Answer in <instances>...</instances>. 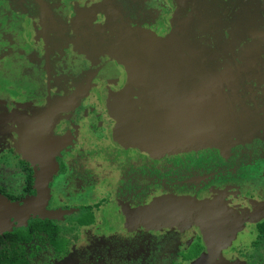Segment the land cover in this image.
<instances>
[{"label":"rangeland","instance_id":"obj_1","mask_svg":"<svg viewBox=\"0 0 264 264\" xmlns=\"http://www.w3.org/2000/svg\"><path fill=\"white\" fill-rule=\"evenodd\" d=\"M55 17L68 28L90 30L96 50L102 44L116 64L120 59L131 66L132 79L126 84L118 74L112 75L110 85L97 91L102 105L85 107L82 126L93 135L96 154L104 145L103 154L125 147L139 151L142 158L135 161L127 153L126 181L133 187L125 189L126 198L115 199L108 189L117 177L104 186L86 179L85 173L80 179V168L68 157L60 171L58 167L47 171L42 197L36 183L25 202L10 203L0 196L5 226L12 230L30 219H48L63 236L81 237L77 252L75 245L65 258L35 241L32 247L37 250L31 248L29 264L179 262L187 239L178 229L200 227L197 220L207 215L198 209L201 203L195 196L205 189L219 194L215 185L221 179L246 177L236 175L247 173L251 143L264 145V0H0V54L12 49L15 53L9 58L18 66L19 57L30 49L27 33L34 37L42 33L40 44L57 41L51 36ZM9 34L14 36L11 41L6 39ZM82 164L93 169L89 162ZM41 172H36L35 181ZM26 173L12 152L0 156V188L21 193ZM153 184L162 196L142 205L138 196ZM183 184L191 195L185 203L167 192V187ZM91 190L93 196H84ZM98 202L113 233L104 234L96 217L93 228L103 234H95L93 244L86 245V233L74 228V218L82 206ZM5 206L16 210L6 213ZM207 207L223 216L222 225H229L230 232L235 230L234 218L224 217L216 203ZM119 227L131 234L119 232L125 237L120 238L114 234ZM210 233L214 253L213 229Z\"/></svg>","mask_w":264,"mask_h":264},{"label":"flooded vegetation","instance_id":"obj_2","mask_svg":"<svg viewBox=\"0 0 264 264\" xmlns=\"http://www.w3.org/2000/svg\"><path fill=\"white\" fill-rule=\"evenodd\" d=\"M72 3L73 6L76 5L75 2ZM62 20L61 17H55L51 21L54 26L56 25L55 30L52 28L51 36L57 38V41L40 44L42 33L35 34V37L30 32L27 33L26 36L30 38V49L19 57L22 59H18V66H13L9 58L15 51L7 48L0 54V156L12 152L17 157V162L25 165L27 172L21 193H8L0 188V196L10 203L25 202L34 194L35 183L38 186L39 197H42L44 178L56 167L60 171L65 161L68 162V157L73 158L70 163L74 162L80 168L78 170L81 174L80 179H83L82 173H85L86 179L94 181L96 179L104 186L108 179L117 177L116 184H110L108 191L113 198L124 199L125 189L133 187L126 181L127 153H132L135 161L142 158L139 151H127L125 147L103 154L105 146L102 145L99 153H95L93 135L84 129V125L82 126L85 122L83 116L87 115L85 107H92V104L102 105L97 91L102 92L110 85L112 75L118 74L119 81L126 84L128 78L131 79L127 75L131 66L128 68L126 60L120 59L116 64L110 52L105 55L102 44L96 50L94 41L88 37L90 30L86 33L84 29L68 28ZM13 38L14 36L10 34L6 36L7 41ZM15 62L17 63V60ZM249 151L252 159L248 162L247 173L236 175H244L247 178L234 177L231 182L221 179L215 185L220 189L219 194L216 191L211 195L210 189L207 192L205 189L195 196L196 201L201 203L198 209L202 208L207 215L205 219L197 220L200 227L189 224L187 228L178 229L183 233L180 236L187 240L179 254V262L169 264H264V145L262 147V142L253 141ZM239 153L237 150V155ZM91 154L96 157V162L91 160ZM83 161L92 164L93 169L87 170L82 164ZM38 170L42 172L35 181ZM260 170L263 173H260ZM157 186L153 184L146 194L138 196L141 197L139 202L142 205L152 203L155 198L162 196ZM187 188L185 184L178 188L171 185L167 187V192H170L168 195L179 196L185 203L191 198ZM94 192L95 190L85 191L84 196H93ZM173 199H170L171 202ZM133 201L137 202L138 199ZM212 203L218 205L224 217L234 218L236 228L233 232L227 229L229 225H222L224 218L221 214L212 213L213 210L208 209L207 204ZM100 204L101 202L82 206L74 218V228L86 233L83 237L86 239H84L86 245L93 244L95 234H103L93 228L96 217L100 218L104 234L113 233L110 230L111 226L108 225L105 209L102 210ZM161 204L167 207L169 205ZM159 210L160 204L157 205V211ZM166 210L163 211L166 213ZM88 216L91 217V223L80 224V221L85 222ZM33 221L51 223L56 229V239L62 242V247L55 250L48 243L45 234H32L29 242H17L13 245L20 260L29 264V258L33 257V251L30 250L31 248L37 250L32 247L37 240L43 241L55 256L61 258H65L75 245L74 249L77 252V242L81 237L78 240L76 236L72 238L63 236L59 226L52 220L30 219L26 225L4 233L24 231ZM203 227L206 230L204 229L202 233ZM121 228L119 227L118 233L114 234L120 238L125 237L119 232L131 234ZM212 229L216 238L214 253L210 239L212 233L209 234ZM2 247H8L6 240H2L0 248ZM192 251H197V254L187 257L193 253Z\"/></svg>","mask_w":264,"mask_h":264},{"label":"trees","instance_id":"obj_3","mask_svg":"<svg viewBox=\"0 0 264 264\" xmlns=\"http://www.w3.org/2000/svg\"><path fill=\"white\" fill-rule=\"evenodd\" d=\"M91 223V217L84 221H80V224ZM45 234L48 243L55 249L60 250L62 247V242L56 239V229L49 222H37L33 221L28 225V228L24 231H17L14 233H4L0 236V245L2 244V240H6L8 242V247L0 248V264H26L23 260L19 259V255H17L13 249V245L17 242L27 243L31 240L32 234ZM191 255H187V257L195 256L197 251H192Z\"/></svg>","mask_w":264,"mask_h":264},{"label":"water","instance_id":"obj_4","mask_svg":"<svg viewBox=\"0 0 264 264\" xmlns=\"http://www.w3.org/2000/svg\"><path fill=\"white\" fill-rule=\"evenodd\" d=\"M130 73H132L133 74V72H127V75H128V77H130L131 79H132V75H130ZM124 87H126V85H124ZM26 206V205H25ZM24 207V206H23ZM23 207H21V208H19V209H17V210H20V209H23ZM5 208H6V210L7 211H5L6 213H8V212H12V211H14V210H16V208H13V207H11L10 209H7V208H9V207H6L5 206ZM4 211V210H3ZM5 212H3V213H5ZM0 230L3 228L4 230H1L0 231V235H2L4 232H9V231H11L10 229H8L6 226H5V224H4V222H3V219H2V216L0 215Z\"/></svg>","mask_w":264,"mask_h":264}]
</instances>
